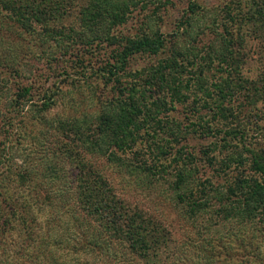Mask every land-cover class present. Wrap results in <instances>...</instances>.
Segmentation results:
<instances>
[{"label": "trees", "instance_id": "1", "mask_svg": "<svg viewBox=\"0 0 264 264\" xmlns=\"http://www.w3.org/2000/svg\"><path fill=\"white\" fill-rule=\"evenodd\" d=\"M141 1L0 0V264L12 229L20 264H261L264 0H187L171 33L152 12L121 33ZM246 38L263 50L253 77ZM25 39L51 46L65 87L35 84ZM135 55L159 58L131 68Z\"/></svg>", "mask_w": 264, "mask_h": 264}, {"label": "rangeland", "instance_id": "2", "mask_svg": "<svg viewBox=\"0 0 264 264\" xmlns=\"http://www.w3.org/2000/svg\"><path fill=\"white\" fill-rule=\"evenodd\" d=\"M163 1L165 0H142V4H145L146 6H143L141 8H136L135 10H133V12L131 13V16L128 18V21L126 23H124L123 25H121L120 27H118V30L121 33L124 34H132L136 27H137V23L139 21V19L144 15V13L149 14L152 12V15L154 17H159L160 20V29L165 32V33H171L172 30H174V23L178 20L179 14H180V10L179 8L187 1V0H169V3L167 4H163ZM200 2H202L203 4H208L209 6H214L217 5V3H222L224 0H198ZM140 2V3H141ZM21 44H20V52H18L19 54V59L21 62H23L24 64L27 65V67H30L32 70H34V72L37 73H43V75H39V79H37V81L35 80V84H38V81H43L41 85H49V83L54 82L57 85H62V82H60V79H62V75L57 76L55 74V72L49 68L50 65L48 62H46L45 57H44V52L45 51H49L51 50V46H48V43H46L45 45H38L37 43H27L26 39L25 40H20ZM44 50V51H43ZM100 54L102 55V50L99 51ZM243 52L246 53V61L243 63L242 65V71L244 74H246L249 77H253L254 74L257 71V68L259 67V57L262 55L263 50L259 44V42L257 40H253L250 38H246L245 42H244V48H243ZM160 55V56H159ZM157 56H146V55H135V57L133 59L130 60V67L134 68V67H140L142 65H145L151 61H155L156 58L161 57V54H159ZM159 56V57H158ZM103 57V56H102ZM94 59H91V62H93ZM98 60L95 61L94 64H97ZM59 71V69H58ZM28 72V71H26ZM69 74L73 77H75V73L72 71H69ZM86 74H88V72H86ZM47 75V76H46ZM46 77L45 81L44 78ZM33 75L29 74L27 76V80H32ZM65 87V86H63ZM62 87V88H63ZM101 88V86H100ZM100 90V89H99ZM99 90L97 92H99ZM82 95H87L88 91L84 88L82 90ZM73 96L76 94H72ZM62 101L61 99H59L58 103L55 104L54 106H52V108H50L47 112V114H51V113H63L64 111V106H62ZM259 106H261V108L264 107L260 104H258ZM257 105V106H258ZM262 123H264V118ZM29 127V126H27ZM33 133H31L29 136H26V138L23 140V150H28L30 147H32L33 142L31 141V135ZM19 159V158H17ZM20 161V160H18ZM208 169L205 170V173H207ZM125 190V196L127 199H129L130 202L134 203L138 202V205H140L141 207H149L151 209L154 208V204L156 208H160L163 207V204H161L159 202V200L157 201L154 197L156 193H154L152 190L151 191H146L143 189H138V188H129L127 189L126 187L124 188ZM153 193V194H152ZM39 207H33L32 210L30 211L32 215H34L36 217V219L38 221H40V225L43 224L42 222V213L41 211H39L38 209ZM161 209V208H160ZM63 218V219H62ZM62 221L65 222V218L62 217ZM40 231V229H39ZM11 233V238L7 240V243L9 248H8V253L10 254L8 256L9 262L10 260H12V262H10L11 264H20L23 261V258H16L13 259V254H11L9 251H13L14 249H16L17 247L20 246V238L17 236V234L19 232H17L15 229H12L11 231H9ZM247 233H251V230H248ZM251 235V234H250ZM249 235V236H250ZM20 236V235H19ZM13 241H12V240ZM252 244H254L256 246V251L259 254V262L261 264H264V235H260L258 234L257 236H254L252 239ZM14 242V243H13ZM0 253H1V249H0ZM6 252H4V257H6ZM12 256V257H11ZM241 257H243V259H247L245 255H241ZM240 258V257H237ZM235 259V258H232ZM19 260V261H18ZM15 261V263H14ZM237 261H239V259H237ZM249 264H251L250 262H248ZM252 264H255L252 262Z\"/></svg>", "mask_w": 264, "mask_h": 264}]
</instances>
